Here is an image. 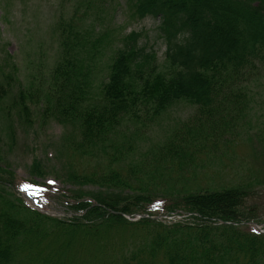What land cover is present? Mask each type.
<instances>
[{"label":"trees","instance_id":"16d2710c","mask_svg":"<svg viewBox=\"0 0 264 264\" xmlns=\"http://www.w3.org/2000/svg\"><path fill=\"white\" fill-rule=\"evenodd\" d=\"M135 9L140 18L161 19L167 67L157 65L155 53L134 32L113 55L99 89L101 46L89 37L85 22L72 16L57 27L60 51L43 90L48 103L44 116L72 127L70 154L93 161L91 172H71L69 180L100 188L67 197L65 205L84 212L70 221L76 239L108 253L102 239L113 230L134 228L142 247L129 253L119 249L107 264H264V233L248 224L252 208L243 205L245 186L196 191L191 182L203 151L214 152L240 134L253 71L264 63V0H136ZM23 88L17 102L23 120L30 122ZM7 95L8 86L0 83V109ZM180 100L197 106L191 119L194 132L189 124L184 125L187 135L181 128L175 131L146 170L139 164L126 167L135 154L134 139L121 144L130 122L143 110L159 115ZM44 170L35 159L31 173L41 177ZM13 186L12 171L2 166L0 140V264L14 259L22 241L38 242L36 234L47 221L57 227L64 222L29 207L18 192H8ZM149 186L163 187L166 195L158 201ZM175 211L185 215L182 221L167 224L152 218ZM138 213L149 217L131 221L125 216ZM188 217L197 224L186 222Z\"/></svg>","mask_w":264,"mask_h":264},{"label":"rangeland","instance_id":"374dc122","mask_svg":"<svg viewBox=\"0 0 264 264\" xmlns=\"http://www.w3.org/2000/svg\"><path fill=\"white\" fill-rule=\"evenodd\" d=\"M135 6L136 0H0V83L8 86V95L0 109L1 157L2 166L12 171L16 182V186L8 192H19L23 187L26 189L24 192L32 197L29 200L21 195L27 205L35 206L51 218L64 221L59 227L47 221L40 234H36L40 238L35 244L30 245L22 239L23 244L9 264H107L110 257L117 258V250L123 249L129 253L143 245L141 236L132 227L113 230L101 240L108 253L79 244L76 230L70 223L76 213L65 202L67 197L82 196L86 191L100 188L69 180L71 172L83 169L91 172L93 161L70 154L68 140H72V127L45 118L44 109L48 103L43 93L60 51L57 27L63 18L70 19L72 16H76V21L82 19L85 22L89 37L101 46L96 59L98 89L108 75L113 55L124 47L134 32L140 34L139 43L155 53L153 59L157 65L166 68V42L160 30L161 19L154 16L140 18ZM251 79L250 107L241 119L240 134L228 145L221 144L214 152H208L209 149L203 151L198 156V176L191 182L195 181L192 188L196 191L245 186L243 205L252 208L249 211L251 216L247 215L253 221L250 224L264 230L263 62L257 65ZM20 88L28 92L27 100L32 111L30 122L23 120L19 109L17 100ZM148 109L140 112L135 123L130 122L121 137V144L124 139H134L135 154L124 163L126 167L139 164L142 170H146L145 166L150 165L147 162L152 160L157 148L173 138L175 131L181 128L183 134L187 135L184 125L189 124L194 132L191 119L197 111L195 104L180 100L159 115H154ZM35 159H39L44 166V176L31 173ZM100 166L103 168L105 163ZM172 175L177 177L178 170ZM187 175L192 176L191 172ZM182 186L181 182L177 187ZM149 190L158 201L166 195L163 187L149 186ZM126 217L136 221L133 215ZM157 219L167 224L175 221L161 217ZM186 222L197 224L192 217H188ZM48 229L59 235L57 241L52 239L55 246L51 251L40 245L45 240L43 232ZM70 233L73 240L66 247Z\"/></svg>","mask_w":264,"mask_h":264},{"label":"bare ground","instance_id":"6f19581e","mask_svg":"<svg viewBox=\"0 0 264 264\" xmlns=\"http://www.w3.org/2000/svg\"><path fill=\"white\" fill-rule=\"evenodd\" d=\"M75 183H76V182H75ZM78 184H80V183H78ZM80 185H82V184H80ZM36 210H38V209H36ZM39 211L43 212L42 210H39ZM83 214H84V212H76V217H80V216H82ZM180 214H181V213H179V212H177V211L172 212V213H169V215L172 216V217H176V216L179 217ZM146 215L149 216V214H146ZM52 218H53V217H52ZM126 218H127V217H126ZM127 219H128V218H127ZM154 219L159 220V219H157V218H154ZM129 220H130V219H129ZM58 236H59L58 234H55V233H53V232H50L49 229H48V230H45V231L43 232V237H44L45 240H44L43 242L40 243L41 247H42V248H45V249H47V250H49V251H51L52 248L55 246V245L53 244V242H52V239L55 240V241H57V240H58ZM72 240H73V234L70 233V238L68 239V241H66V247L70 245V243L72 242ZM40 245H39V246H40Z\"/></svg>","mask_w":264,"mask_h":264}]
</instances>
